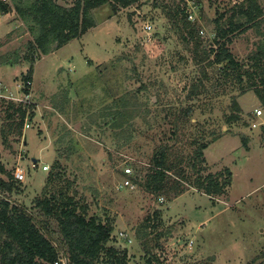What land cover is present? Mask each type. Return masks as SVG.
<instances>
[{
  "label": "rangeland",
  "instance_id": "1",
  "mask_svg": "<svg viewBox=\"0 0 264 264\" xmlns=\"http://www.w3.org/2000/svg\"><path fill=\"white\" fill-rule=\"evenodd\" d=\"M248 2L197 0L192 23L204 48L215 46V19L222 15L223 23L235 12L234 20L245 21L237 10ZM92 14L95 26L41 54L29 48L32 36L17 14L0 13V166L25 174L10 198L48 229L63 264L57 223L34 201L68 182V193L88 205V215L113 224L107 245L126 250L127 264H148L154 256L162 264H264V105L258 96L250 89L241 95L237 81L224 80L221 64L195 57L181 35L186 30L152 0L117 13L104 4ZM144 20L153 27L150 41ZM228 46L249 67L248 56L264 46V13L258 24L235 31ZM19 106L26 107L20 130ZM231 114L239 119L228 121ZM200 142H209L203 175L232 173L225 194L209 196L190 185L168 199L143 189L157 146L190 155ZM54 161L62 177L45 185ZM127 164L132 187L121 185ZM183 168L191 180L196 176Z\"/></svg>",
  "mask_w": 264,
  "mask_h": 264
},
{
  "label": "trees",
  "instance_id": "2",
  "mask_svg": "<svg viewBox=\"0 0 264 264\" xmlns=\"http://www.w3.org/2000/svg\"><path fill=\"white\" fill-rule=\"evenodd\" d=\"M141 1L74 0L70 5H65L57 0H0V13L13 10L32 36L28 42L29 48L47 54L95 26L93 9L108 4L112 12L117 13L131 5H139ZM156 2L158 1L152 0L154 6H160L167 18L176 23L175 26L186 30L181 35L187 42H192L195 57L200 60L207 59L208 65L221 64L220 72L224 80L237 81L240 94L249 89L253 90L264 105V46L248 56L249 67L245 62L236 59L228 46L235 31L246 30L260 22L262 8L257 0H249L245 7L238 8L237 14L245 17V21L234 20L235 12L223 23L220 21L222 15L216 18L215 36L212 40L215 46L209 48H204L193 23L187 20L184 9L175 0L171 3L165 0H160L157 4ZM28 58L31 64L22 78L25 94H28L35 60L32 55ZM233 106L239 110L235 99ZM15 111L19 113L20 130L26 107L19 106ZM115 115L120 118L121 113L117 111ZM238 119L237 114H231L228 121ZM208 145L209 142H200L190 155H173L174 152L168 144L157 146L149 160L141 186L155 198L166 194L168 199H172L187 190L190 185L209 196L225 194L231 184L232 173L229 168L215 174H202L207 169L204 149ZM184 164L196 175L192 180L183 168ZM57 166L58 162L54 161L45 185H52V181L62 177V174L55 170ZM0 172L5 175V178L0 176V264L52 263L59 257V247L46 235L48 229L36 224L32 211L10 198L9 194L19 188V181L14 178L13 173L2 166ZM69 187L68 182L66 188L58 187L52 194L43 192V196L34 201V206L46 218L56 221L61 243L65 246L66 264H127L126 250L120 252L107 245L113 224L96 215H88V205H78L74 195L68 193ZM154 258L155 260L147 259V263L162 264L158 258Z\"/></svg>",
  "mask_w": 264,
  "mask_h": 264
},
{
  "label": "built area",
  "instance_id": "3",
  "mask_svg": "<svg viewBox=\"0 0 264 264\" xmlns=\"http://www.w3.org/2000/svg\"><path fill=\"white\" fill-rule=\"evenodd\" d=\"M177 2V4L184 9V12L186 14L187 20H189L190 22L195 20V10L197 7V0H175ZM153 27L150 23L146 22V20H144V30L147 34V38L149 41L152 38L151 35V31H152ZM255 114L256 115H261L262 114V110L260 108L255 109ZM252 126H257V123H253ZM49 168V166L47 164H44L41 166L42 170H47ZM123 173H122V186H129L132 187L133 183L131 182V176L133 175V170L132 168L127 164V166H125L123 168ZM14 178L16 180H23L24 179V172L20 167H16L15 171L13 172ZM65 263L64 259L61 258H57L55 259L52 263H44V264H63Z\"/></svg>",
  "mask_w": 264,
  "mask_h": 264
},
{
  "label": "crops",
  "instance_id": "4",
  "mask_svg": "<svg viewBox=\"0 0 264 264\" xmlns=\"http://www.w3.org/2000/svg\"><path fill=\"white\" fill-rule=\"evenodd\" d=\"M257 3L261 6V8H262V15L260 16V18L261 17H263V13H264V3H261L260 1H258L257 0ZM242 95V94H241Z\"/></svg>",
  "mask_w": 264,
  "mask_h": 264
},
{
  "label": "water",
  "instance_id": "5",
  "mask_svg": "<svg viewBox=\"0 0 264 264\" xmlns=\"http://www.w3.org/2000/svg\"><path fill=\"white\" fill-rule=\"evenodd\" d=\"M33 160H34V161H37V159H36V158H33Z\"/></svg>",
  "mask_w": 264,
  "mask_h": 264
}]
</instances>
